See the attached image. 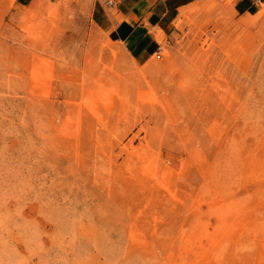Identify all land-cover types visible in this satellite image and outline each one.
<instances>
[{
    "label": "rangeland",
    "instance_id": "rangeland-1",
    "mask_svg": "<svg viewBox=\"0 0 264 264\" xmlns=\"http://www.w3.org/2000/svg\"><path fill=\"white\" fill-rule=\"evenodd\" d=\"M241 1L173 8L137 58L110 0H0V264H264V0Z\"/></svg>",
    "mask_w": 264,
    "mask_h": 264
},
{
    "label": "crops",
    "instance_id": "crops-1",
    "mask_svg": "<svg viewBox=\"0 0 264 264\" xmlns=\"http://www.w3.org/2000/svg\"><path fill=\"white\" fill-rule=\"evenodd\" d=\"M112 7H117L124 16L119 21L110 15L111 32L120 39L127 50L137 58H143L157 45L153 34L154 25L161 22L165 26V18L173 8L188 4L194 0H110ZM251 0L241 1L242 7H248ZM166 27V26H165Z\"/></svg>",
    "mask_w": 264,
    "mask_h": 264
},
{
    "label": "built area",
    "instance_id": "built-area-1",
    "mask_svg": "<svg viewBox=\"0 0 264 264\" xmlns=\"http://www.w3.org/2000/svg\"><path fill=\"white\" fill-rule=\"evenodd\" d=\"M163 53H164V47H163V45L160 43V44L157 45V48H156L154 54H155V56H156L157 58H162Z\"/></svg>",
    "mask_w": 264,
    "mask_h": 264
},
{
    "label": "bare ground",
    "instance_id": "bare-ground-1",
    "mask_svg": "<svg viewBox=\"0 0 264 264\" xmlns=\"http://www.w3.org/2000/svg\"><path fill=\"white\" fill-rule=\"evenodd\" d=\"M164 47V46H163Z\"/></svg>",
    "mask_w": 264,
    "mask_h": 264
}]
</instances>
